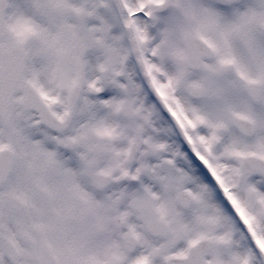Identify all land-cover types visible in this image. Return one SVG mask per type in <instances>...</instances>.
Returning <instances> with one entry per match:
<instances>
[{
    "label": "snow or ice",
    "instance_id": "snow-or-ice-1",
    "mask_svg": "<svg viewBox=\"0 0 264 264\" xmlns=\"http://www.w3.org/2000/svg\"><path fill=\"white\" fill-rule=\"evenodd\" d=\"M0 264H264V0H0Z\"/></svg>",
    "mask_w": 264,
    "mask_h": 264
}]
</instances>
